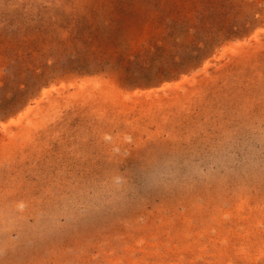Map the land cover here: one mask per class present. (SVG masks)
Returning a JSON list of instances; mask_svg holds the SVG:
<instances>
[{"label": "rangeland", "instance_id": "rangeland-1", "mask_svg": "<svg viewBox=\"0 0 264 264\" xmlns=\"http://www.w3.org/2000/svg\"><path fill=\"white\" fill-rule=\"evenodd\" d=\"M0 264H264V0H0Z\"/></svg>", "mask_w": 264, "mask_h": 264}]
</instances>
